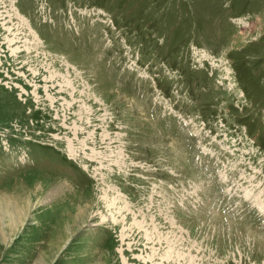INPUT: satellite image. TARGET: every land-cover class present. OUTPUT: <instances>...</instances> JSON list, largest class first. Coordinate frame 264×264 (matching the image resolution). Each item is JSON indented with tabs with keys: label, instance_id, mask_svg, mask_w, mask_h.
I'll list each match as a JSON object with an SVG mask.
<instances>
[{
	"label": "rangeland",
	"instance_id": "rangeland-1",
	"mask_svg": "<svg viewBox=\"0 0 264 264\" xmlns=\"http://www.w3.org/2000/svg\"><path fill=\"white\" fill-rule=\"evenodd\" d=\"M38 263L264 264V0H0V264Z\"/></svg>",
	"mask_w": 264,
	"mask_h": 264
},
{
	"label": "bare ground",
	"instance_id": "bare-ground-1",
	"mask_svg": "<svg viewBox=\"0 0 264 264\" xmlns=\"http://www.w3.org/2000/svg\"><path fill=\"white\" fill-rule=\"evenodd\" d=\"M45 190V189H44ZM41 263V262H40ZM39 264V263H38Z\"/></svg>",
	"mask_w": 264,
	"mask_h": 264
}]
</instances>
